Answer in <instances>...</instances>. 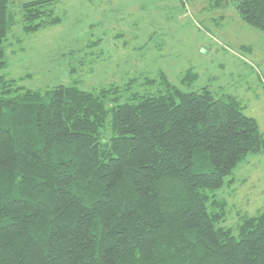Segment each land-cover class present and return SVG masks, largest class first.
I'll return each mask as SVG.
<instances>
[{
    "label": "trees",
    "instance_id": "16d2710c",
    "mask_svg": "<svg viewBox=\"0 0 264 264\" xmlns=\"http://www.w3.org/2000/svg\"><path fill=\"white\" fill-rule=\"evenodd\" d=\"M58 1L23 2V30L58 23ZM234 1L264 31V0ZM13 2L0 0V71ZM158 79L118 103L114 85L31 89L0 73V264H264V208L235 234L215 194L264 131L231 94Z\"/></svg>",
    "mask_w": 264,
    "mask_h": 264
},
{
    "label": "rangeland",
    "instance_id": "374dc122",
    "mask_svg": "<svg viewBox=\"0 0 264 264\" xmlns=\"http://www.w3.org/2000/svg\"><path fill=\"white\" fill-rule=\"evenodd\" d=\"M25 1L10 5L15 22L0 71L18 85H114L123 103L156 94L163 72L184 91L207 87L215 96H235L264 131V31L241 19L236 1L59 0L60 21L29 32L21 23ZM187 70L196 74L190 84L181 82ZM230 177L233 184L215 194L227 201L222 224L237 234L241 217L264 208V150L248 154Z\"/></svg>",
    "mask_w": 264,
    "mask_h": 264
}]
</instances>
